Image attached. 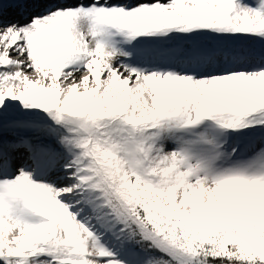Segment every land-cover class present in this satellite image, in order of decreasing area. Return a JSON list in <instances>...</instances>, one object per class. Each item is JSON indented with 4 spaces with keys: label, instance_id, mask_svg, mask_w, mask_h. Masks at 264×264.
<instances>
[{
    "label": "snow or ice",
    "instance_id": "6c2138e0",
    "mask_svg": "<svg viewBox=\"0 0 264 264\" xmlns=\"http://www.w3.org/2000/svg\"><path fill=\"white\" fill-rule=\"evenodd\" d=\"M0 264H264V0H0Z\"/></svg>",
    "mask_w": 264,
    "mask_h": 264
}]
</instances>
